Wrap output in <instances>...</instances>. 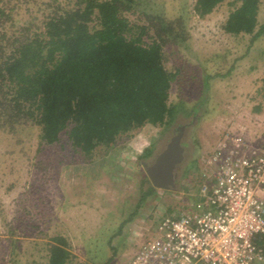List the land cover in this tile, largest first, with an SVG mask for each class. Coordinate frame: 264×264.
Segmentation results:
<instances>
[{
  "label": "rangeland",
  "instance_id": "1",
  "mask_svg": "<svg viewBox=\"0 0 264 264\" xmlns=\"http://www.w3.org/2000/svg\"><path fill=\"white\" fill-rule=\"evenodd\" d=\"M20 1L3 0L14 5V13L11 21L0 20V36L18 26L35 30L50 14L60 13L55 1L65 10L73 0H28L19 9ZM193 1L159 0L168 18ZM229 1L216 7L218 17L194 15L187 48L177 54L171 48L167 56L166 67L179 70L170 97L181 105L165 134L160 127L141 128L82 162L66 138L37 151L34 127L0 133V264H46L52 238L60 236L69 246V264H127L143 229L190 202L225 140L240 137L253 149L264 148V97L258 92L264 30L256 37L225 35L222 21L234 9ZM257 20L264 24V0ZM202 75L207 87L200 84ZM189 80L195 86L188 87ZM180 128L184 159L174 188L155 189L144 164L152 163ZM147 150L152 156L141 157ZM150 186L153 195H147Z\"/></svg>",
  "mask_w": 264,
  "mask_h": 264
},
{
  "label": "trees",
  "instance_id": "2",
  "mask_svg": "<svg viewBox=\"0 0 264 264\" xmlns=\"http://www.w3.org/2000/svg\"><path fill=\"white\" fill-rule=\"evenodd\" d=\"M224 1L187 2L175 18H168L159 0H73L65 10L55 1L60 13L50 14L35 30L18 26L0 36V133L34 127L37 151L66 138L82 162L141 128L160 127L165 134L181 105L170 97L179 70L166 67L167 56L171 48L176 54L187 48L194 15L204 18ZM228 3L234 9L221 25L225 35L262 33L260 0ZM13 13L14 5L0 0V20L11 21ZM202 78L207 87L208 78ZM261 81L258 92L264 97ZM151 156L147 150L141 157ZM150 187L147 195L154 194ZM52 241L46 264H69L66 240Z\"/></svg>",
  "mask_w": 264,
  "mask_h": 264
},
{
  "label": "built area",
  "instance_id": "3",
  "mask_svg": "<svg viewBox=\"0 0 264 264\" xmlns=\"http://www.w3.org/2000/svg\"><path fill=\"white\" fill-rule=\"evenodd\" d=\"M225 141L190 202L146 228L127 264H264V148Z\"/></svg>",
  "mask_w": 264,
  "mask_h": 264
},
{
  "label": "water",
  "instance_id": "4",
  "mask_svg": "<svg viewBox=\"0 0 264 264\" xmlns=\"http://www.w3.org/2000/svg\"><path fill=\"white\" fill-rule=\"evenodd\" d=\"M182 133L173 136L164 149L154 158L145 172L151 185L158 190H169L175 185V169L184 159L181 146Z\"/></svg>",
  "mask_w": 264,
  "mask_h": 264
},
{
  "label": "crops",
  "instance_id": "5",
  "mask_svg": "<svg viewBox=\"0 0 264 264\" xmlns=\"http://www.w3.org/2000/svg\"><path fill=\"white\" fill-rule=\"evenodd\" d=\"M219 12H220V11L218 10V8H215V9L213 10V12L209 14V16H210V17H214V16H215V17H218V16H219ZM217 20H218V19H217ZM218 21H220V20H218ZM222 23H223V21H222ZM263 79H264V78H263ZM143 231H146V230L143 229ZM137 244H138V243H137ZM136 248H137V247H135V248H134V251L131 252V255H133V254L135 253V251L137 250Z\"/></svg>",
  "mask_w": 264,
  "mask_h": 264
},
{
  "label": "flooded vegetation",
  "instance_id": "6",
  "mask_svg": "<svg viewBox=\"0 0 264 264\" xmlns=\"http://www.w3.org/2000/svg\"><path fill=\"white\" fill-rule=\"evenodd\" d=\"M182 131H183L182 128L178 129V134H179V133H182ZM149 165H151V163H150V164H147V162H146V163L144 164V166H145V167H144V168H145V172L147 171V167H148ZM179 165H180V164H179ZM179 165H178V166H179ZM178 166H177V167H178ZM177 167H176V169H177ZM176 169H175V171H176ZM175 171H174V173H175ZM145 174H146V173H145ZM146 176H147V174H146ZM176 179H177V173H175V182H176Z\"/></svg>",
  "mask_w": 264,
  "mask_h": 264
}]
</instances>
